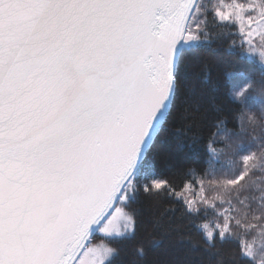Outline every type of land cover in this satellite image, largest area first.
I'll use <instances>...</instances> for the list:
<instances>
[{"label":"snow or ice","instance_id":"obj_1","mask_svg":"<svg viewBox=\"0 0 264 264\" xmlns=\"http://www.w3.org/2000/svg\"><path fill=\"white\" fill-rule=\"evenodd\" d=\"M210 25L213 37L238 25L242 53L258 52L264 65V44L251 46L257 29L264 40V0H0V264H117L120 249L111 242L135 237L144 214L149 246L162 242L158 229L183 231L162 224L179 211L162 198L195 217L208 264H256L241 237L251 219L264 230V203L233 215L231 205L217 210L229 201L202 197L204 207L194 208L187 182L155 170L165 134L176 133V149L185 139L194 144L208 117L211 97L188 69L211 42ZM253 84L249 78L235 99L243 104ZM251 101L264 109V88ZM255 123L242 110L239 130L223 129L226 149L234 154ZM206 148L212 156L225 151ZM242 160L235 178L213 174L221 196L244 186L252 156ZM97 233L106 243L92 246ZM227 240L239 247L226 259L217 242ZM136 252L137 264H149L147 247Z\"/></svg>","mask_w":264,"mask_h":264},{"label":"trees","instance_id":"obj_2","mask_svg":"<svg viewBox=\"0 0 264 264\" xmlns=\"http://www.w3.org/2000/svg\"><path fill=\"white\" fill-rule=\"evenodd\" d=\"M225 1L233 2V0ZM216 31L218 29L209 26L211 42L204 43L198 49L196 55L191 58L188 69L190 75L198 76L201 88L207 96L211 97V103L205 104L208 117L200 129V138L194 144L185 139L181 147L176 149L177 135L170 130L162 140V148L157 155L155 165V170L161 177L173 179L177 185L187 182L189 185L187 191L194 190L197 192L201 184L202 186H208L210 179L213 177L216 165L214 167L213 163V168L210 170L212 155L206 145H211L213 148L217 147L214 141L221 129L239 130L240 112L247 110L244 105L247 101L245 100L241 104L235 99L234 92L236 90L233 89L234 85L232 83L243 80L247 82L249 78L254 80V84L256 82L264 83V65L242 53L238 27L226 29L225 33L218 37L211 36V33ZM234 41L235 43H233ZM251 91H255V88L252 87V89L246 90V93ZM255 110H257L256 107L252 109V112ZM263 128L264 125L259 123L256 130L258 140L263 136ZM169 149L175 151L171 163L165 160V157L170 155ZM187 169L191 171H185ZM141 199L145 204L150 202L147 197ZM162 200L163 204H171L174 209L179 210L166 213L162 217V224L167 227L171 221L176 225H180L183 231L165 233L158 229L153 234L162 242L158 245L149 246L147 233L152 229V223L150 214L146 213L141 218L135 237L130 236L123 240L111 242V246L120 249L117 264H137L138 253L136 248L142 244L148 248L146 259L149 264H177V262L183 264L185 261L188 264H208L209 256L203 252L201 247L203 244L202 236L197 229L191 226V221L195 217L184 215V204L180 201H170L166 198H162ZM193 207L203 208L204 206L198 207V205H195ZM161 210L162 207L158 211ZM212 215V211L209 210V218ZM261 232H264V230L258 224L255 229H250L243 236L247 240H243V242L253 245V249L257 254L256 264L261 257L260 252H258L260 251L259 245L263 241ZM178 240L179 242H177ZM217 247L227 259L231 252L238 249L239 244L236 240H227L223 243L218 241ZM140 259L145 258L141 257ZM244 264H250V262L245 260Z\"/></svg>","mask_w":264,"mask_h":264},{"label":"rangeland","instance_id":"obj_3","mask_svg":"<svg viewBox=\"0 0 264 264\" xmlns=\"http://www.w3.org/2000/svg\"><path fill=\"white\" fill-rule=\"evenodd\" d=\"M213 2H216V0H213ZM222 2L225 4L231 3L230 1H225V0H222ZM236 2H241V0H238ZM236 27H238V25ZM255 27L256 26L253 25V28ZM258 31L259 30L257 29L256 32H253L252 45H251L252 47H255L257 49H259L261 45L264 44V40H262V37L259 34H257ZM239 36L240 39L243 38L241 34H239ZM245 47H249V45L245 44ZM249 57L254 58L255 60L260 62L258 52L254 53L252 56ZM246 83H248V81L247 82L245 80L234 81L232 83V85H234L233 89L239 91L242 87H244ZM253 88H255V91L246 93V96L248 98L246 99L247 103H244V105L247 111L256 118L257 123L249 124L247 126L245 134L241 138V146L234 154L226 149L225 141L222 139V137L224 136V131L223 129H221L214 143L217 144L216 147L217 150L225 149V151L220 152L219 155L217 156H212L210 163V170L213 168V163H214V167L216 165V168L214 170V174L216 176L227 174L228 178H235L246 167L243 164L242 157L244 155H251L252 160L249 161V165L247 166V173L244 177V180L240 181V184L244 186L240 188L239 191L225 193L221 196V193L215 189L214 186L215 181L213 180L212 177L208 183L209 185L211 183L212 187H210L209 185L203 186L204 191H201V185H202L201 184L197 192L194 190H189L187 192H184V195L188 200H194L196 202L194 203L193 206L195 205H198V207L204 206L203 204L200 203L202 197L208 199L209 201H212L214 197L220 196L221 199L225 201H229L230 203L228 202L223 203L222 207H219L217 210L224 211L225 209H229L231 205V209L233 210L232 214L234 215L235 209H241L242 211H245L248 208H256L261 203H264V159L260 158L261 151L264 150V128L262 130L263 136L260 140L257 139V134H256L258 124L260 123V125L261 124L264 125V109H262L258 104H253L251 101V97L256 93H258L262 88H264V83L256 82L255 84H253ZM255 107L257 110L252 112V109ZM214 203L219 205L220 200H215ZM253 215L258 217L259 212H255L253 213ZM250 223L252 224L254 229L258 226L257 220L255 219H251ZM261 235L263 236V241L259 245L260 251L258 252H260V254L262 255L264 254V251H262L264 250V232H261ZM102 239H103V234L101 233L100 235V233H97L92 240V246H96L97 244L102 243ZM241 239L242 241L246 240L244 237H241ZM85 259L90 260V257H85ZM257 264H259V262Z\"/></svg>","mask_w":264,"mask_h":264}]
</instances>
